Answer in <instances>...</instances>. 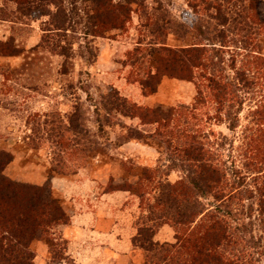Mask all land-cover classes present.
<instances>
[{
    "label": "rangeland",
    "instance_id": "rangeland-1",
    "mask_svg": "<svg viewBox=\"0 0 264 264\" xmlns=\"http://www.w3.org/2000/svg\"><path fill=\"white\" fill-rule=\"evenodd\" d=\"M226 1L230 3H223L224 10H231L233 21L248 15L249 11L238 13L242 0ZM254 1L259 3L258 14L264 21V0ZM137 2L144 9L132 14L125 31H110L104 38L93 40V44L80 38L74 43V54L66 58L61 56L66 46L62 34L45 35L47 17L39 12L25 16L10 0H0V43L13 44L10 54H14L0 53V157L11 156L5 166L0 158V179L5 180L0 188V243L5 242L7 248L10 239L20 242L24 240L22 231L42 222L38 209L30 207L31 193L36 189L44 190L49 198L51 194L67 219L66 224H42L32 240V236H25L26 243L31 240L33 264H143L147 258L145 251L134 245V238L148 214L130 188H138L144 168L167 166L164 147L150 136L158 126L146 122L147 113L169 119L171 110L192 107L198 93L195 83L162 74L156 75V93L146 96L135 80L149 71L146 68L157 74L161 52L151 54L139 48L151 49L148 44L155 33L159 34L158 26H167L164 34L168 47L190 45V39L185 41L174 35V23L185 19L195 22L192 4L198 0ZM238 30L235 34L239 37H231L233 42L225 48V56L228 60L236 58L239 68L253 50V55L264 57V28L244 23ZM263 105L264 88L258 86L247 95L235 132L229 131V121L222 114L224 124L207 123L206 119L201 126L204 132L199 136L200 141L227 136L232 141L231 154L250 177V183L251 178L264 174V163L257 156L246 154L257 129L253 113ZM205 112L216 115L213 105L201 107L197 114ZM100 126L106 137H101ZM190 126L192 132L199 128L195 122H190ZM137 131L144 134L143 139H132L139 138ZM75 132L96 139L102 150L90 152L85 159L67 167L69 160L61 159L63 144L74 140ZM248 164L254 167L247 168ZM163 169L168 173V169ZM179 177L172 173L169 179L175 182ZM260 181L264 183L263 178ZM149 198L153 204L154 197ZM53 201L46 199L44 214L50 208L46 202ZM252 222L258 246L252 245L255 248L249 250V255L254 256L256 264H264V217L259 211ZM175 235L174 228L165 224L159 228L155 241L174 243ZM243 247L225 246V257L234 258V254L243 252ZM57 255L61 259L54 262Z\"/></svg>",
    "mask_w": 264,
    "mask_h": 264
},
{
    "label": "trees",
    "instance_id": "trees-1",
    "mask_svg": "<svg viewBox=\"0 0 264 264\" xmlns=\"http://www.w3.org/2000/svg\"><path fill=\"white\" fill-rule=\"evenodd\" d=\"M10 1L25 16L39 12L48 18L45 35L54 32L62 34V42L66 46L61 56L66 58L74 54V43L80 38L86 40L87 44H93V40L104 38L110 31H125L132 20V14L144 9V5L138 4L137 0ZM224 2L230 3L226 0H198L192 4L193 13L197 17L195 22L185 19L174 23L177 31L174 35L185 41L190 39V45L168 47L167 34H164L167 26H158L159 34L155 33L154 39L148 44L151 49L139 48L151 54L158 50L161 52L156 65L157 74L154 75L150 68H146L149 71L146 70L142 77L135 80L142 85L146 96L156 93L159 83L156 75L162 74L195 83L198 93L192 107L171 110L172 116L169 119L147 113L149 121L146 122L158 126L150 136L164 147L167 166L144 168L138 188H130L142 200L143 209L148 214L146 221L139 227L138 236L134 238V245L145 251L147 258L143 264H256L249 250L258 246L253 235L252 218L256 211H259L260 217H264V183L260 181L264 179V174L251 178L252 183L248 182L250 177L238 167L231 154L232 141L227 136L219 134L220 139L214 136L213 141L210 138L199 140L204 132L201 127L204 121L207 119V123L216 121L224 124L220 117L222 114L229 121L226 122L229 131L235 132L240 126V114L244 110L247 95L258 86L264 88V57L253 55L252 52H256L253 50L238 68L236 58L228 60L225 56V48L233 42L231 37H239V34H235L240 31L239 25L245 23L248 27L264 28V21L258 14L259 3L242 0L238 13L249 11L248 15L240 17V21H233L231 10H224ZM165 16L166 12L162 18ZM154 24L152 21L151 25ZM56 45L59 46L58 43ZM12 48L13 44L9 42L0 43V53L4 56H13L10 54ZM206 105H213L216 115L211 116L208 112L197 114ZM253 114L257 117V129L248 142L246 154L257 156L260 163H264V105ZM190 122H195L198 130L192 132ZM100 133L102 138L106 137L102 126ZM137 133L139 138L132 139H143L144 134L139 131ZM73 137L71 145L68 141L63 144L61 159L69 160L67 167L85 159L90 152L102 150L97 140L90 139L86 134L75 132ZM0 158L3 159V166L11 161V156L7 154H1ZM127 165L124 163L126 170H129ZM246 167H254V164ZM163 168L168 169V173H164ZM172 173H178L179 180L170 181ZM4 182L1 177L0 188ZM122 190L125 191L124 188ZM31 194L29 201L33 204L30 207H36L43 220L39 224L35 223L30 230L20 233L24 240L15 243L10 239L7 248L5 242L0 243V262L3 264H33L34 254L29 244L38 228L42 224L67 223L62 209L53 201L51 194L53 203L46 202L50 207L46 209V214L42 208L46 199H50L46 192L36 189ZM151 196L154 197L153 204L150 203ZM255 202H258V210H255ZM165 224L172 226L176 232L174 243L161 244L155 241L159 228ZM29 235L32 236L31 240L26 243L28 237L25 236ZM240 245L244 246L243 252L234 254V258L225 257V246ZM60 259L57 255L54 262Z\"/></svg>",
    "mask_w": 264,
    "mask_h": 264
}]
</instances>
